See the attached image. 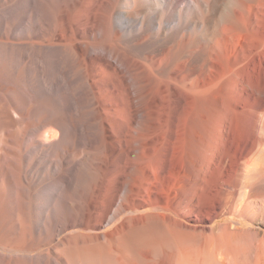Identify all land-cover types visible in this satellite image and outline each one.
Here are the masks:
<instances>
[{
  "label": "bare ground",
  "instance_id": "6f19581e",
  "mask_svg": "<svg viewBox=\"0 0 264 264\" xmlns=\"http://www.w3.org/2000/svg\"><path fill=\"white\" fill-rule=\"evenodd\" d=\"M0 264H264V0H0Z\"/></svg>",
  "mask_w": 264,
  "mask_h": 264
},
{
  "label": "rangeland",
  "instance_id": "374dc122",
  "mask_svg": "<svg viewBox=\"0 0 264 264\" xmlns=\"http://www.w3.org/2000/svg\"><path fill=\"white\" fill-rule=\"evenodd\" d=\"M247 223V222H246Z\"/></svg>",
  "mask_w": 264,
  "mask_h": 264
}]
</instances>
